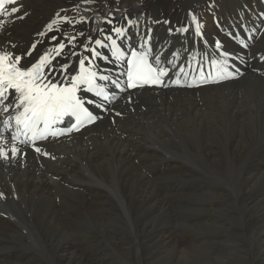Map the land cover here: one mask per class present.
<instances>
[{"label":"bare ground","instance_id":"obj_1","mask_svg":"<svg viewBox=\"0 0 264 264\" xmlns=\"http://www.w3.org/2000/svg\"><path fill=\"white\" fill-rule=\"evenodd\" d=\"M123 2L134 7L129 12L107 8L102 13L87 15L90 0H22L13 6L19 7L20 12L7 18L0 17V22L9 25L5 29L4 25L0 26V31L9 30L0 34V43L5 40L3 48L16 45L14 51L17 54L37 40L44 41L43 45H37L41 53L46 47L55 46L57 42L49 44L48 41L53 34L61 35L57 28L68 34L83 31L94 39H103L99 30L104 29L105 35H112L127 48V44L110 31L115 26L126 29L134 47L139 45L138 34L150 35L151 57L159 54L162 64L170 69L169 75L163 78L166 87L118 92L110 83H102L111 92L108 103L87 96L95 99L96 104H103V107L88 105L98 116L96 122L66 136L41 141L38 144L40 153L16 143L20 153L7 161L0 159V193H3L0 196V264L5 258L20 260L21 264H85L73 243L76 240L89 243L83 233V237L76 233L79 221L86 216L99 230L97 240L110 247L106 264H130L133 255H137L141 264H155L158 260L157 264H264V149L260 152L250 147L255 138L252 128L264 124V78L252 72L255 69L264 72V60L261 59L264 57V0ZM57 13L59 17L67 16L76 25L59 22L53 24L54 32L38 36L37 33L45 31L47 23L59 21ZM190 14L196 15L202 25V37L192 31ZM106 16L112 20L111 25L104 21ZM127 22H131L129 26ZM250 23H254L253 30L240 37L239 32L251 26ZM186 25L188 32L176 31ZM169 29H172L171 33ZM84 39L77 37V45ZM216 40L221 41L224 51L231 53L229 71L236 73L238 69V74L197 88L174 86L175 77L199 76L198 71H189L186 76L176 75L180 65H185L186 71L189 65L195 69L199 64L210 69L211 59L218 58V54H214ZM18 43L21 45L17 46ZM76 50L82 51V48L78 46ZM173 53L177 55L173 56ZM112 59V63L100 60L96 63L111 69L112 76L117 78L121 69L114 66L118 62ZM168 60L173 61L175 67L167 64ZM4 118L0 114V121ZM13 128L4 130L0 123V131L8 141L4 147L9 152L12 147L9 133ZM191 131L199 139L201 155L208 161H215L222 173L226 174L229 169L230 175H237L239 182L235 192L223 189L220 194H211L214 198L209 201L219 200L218 205L199 210L202 222L186 226L206 234L205 240L199 242L202 245L189 242L192 249L189 255L188 247L181 251L178 247L182 242L189 244L183 239L185 233L175 234L172 227L175 216L171 209L175 206L165 204V199L173 194L163 192L181 188V178L192 171L175 162L162 144L168 141L170 133L179 136V140H189ZM215 131L216 142L209 141L207 136ZM261 140L264 144V132ZM232 166L240 168L233 169ZM108 177L118 181L121 201L128 207L126 221L119 219L120 207H116L110 192L104 189L103 183ZM162 178L168 186L158 184ZM12 193L32 199L31 219L24 216L22 221L16 213L13 215L7 204V195ZM108 214L117 215L116 225L126 231L124 236L118 229L106 228L103 220ZM37 223L41 230V245L48 254L42 248L40 258L20 251L19 242L30 237L31 229L33 225L37 227ZM219 236L221 240L217 239ZM113 249L117 253L113 254ZM11 250L16 251L13 257H9ZM119 252L130 259L126 260ZM105 260L101 258L99 264Z\"/></svg>","mask_w":264,"mask_h":264},{"label":"snow or ice","instance_id":"obj_2","mask_svg":"<svg viewBox=\"0 0 264 264\" xmlns=\"http://www.w3.org/2000/svg\"><path fill=\"white\" fill-rule=\"evenodd\" d=\"M16 2L17 0H0V16L15 15L20 12L19 7H11L9 11V6ZM190 15L191 22L195 26V35L202 37V25L196 15ZM57 16L59 17V13ZM59 22L73 23L67 16L59 17V21L53 20L47 25L48 31L52 32L53 24ZM108 23L112 22L109 20ZM164 23L169 22L164 21ZM56 31L61 32V35L59 37L55 34L51 35L48 43L51 44L53 41L57 43L53 47H46L43 53L37 49L38 44H44L42 40L34 41L30 48L19 54L14 51L16 45L0 49V114L5 116L0 123L3 124L4 130L14 127L11 133L10 152L4 147L8 141L0 131V159L2 160L15 158L20 153L21 150L16 146L17 141L34 144L36 141L47 139L49 135L57 136L64 134L65 131L79 130L85 122H94L98 117L93 115L87 105L103 107V104H96L95 99L87 98L88 94L92 93L102 100L109 99V94L105 90L106 85L98 81L120 87L119 75H123L126 77L123 81L125 87L121 88L123 91L125 88L163 85V77L169 75L170 69L162 64L159 54L153 56L150 62L149 57L152 54L149 46L150 35L139 36L138 34V46L144 50L137 51L136 47L131 45V36L127 35L126 29L115 26L111 28L110 31L131 49V55L125 61L126 70L113 79L111 69H103L108 74H100V65L96 61L112 63V58L115 62L124 59L125 51L121 45L117 44V39L107 34L103 39H94L93 36H86L83 31H80L78 35L85 39L77 45V36H69L59 28ZM100 31L105 30L100 29ZM150 31L149 29V33ZM176 31L183 34L189 31V27L185 26ZM169 32L171 33L172 29H169ZM37 35L44 37L47 33L39 32ZM241 43L243 44V41ZM205 44H207L206 41ZM78 46L82 48V51L76 50ZM244 46L247 47L246 44ZM105 48L111 50V58L99 50ZM214 54H218V58L211 59L210 69L206 70L203 64H199L195 69L189 65L186 71L185 65H180L175 74L186 76L189 71H198L200 79L204 82L213 76L219 81L238 74V69L236 73L229 71L231 53L223 50L220 40L215 41ZM176 55L173 53V56ZM57 57L59 60L56 59ZM261 59L264 60V57ZM167 64L175 67L171 60H168ZM175 83L178 84L179 80ZM116 114L120 115V113ZM65 118H74L75 123L71 128L57 132L55 125L62 123ZM21 137L24 139L21 140ZM34 150L37 153L41 152L40 147H35ZM44 154L47 155V153ZM0 196H3V193H0Z\"/></svg>","mask_w":264,"mask_h":264},{"label":"rangeland","instance_id":"obj_3","mask_svg":"<svg viewBox=\"0 0 264 264\" xmlns=\"http://www.w3.org/2000/svg\"><path fill=\"white\" fill-rule=\"evenodd\" d=\"M139 4H140V2L137 3V5H139ZM133 7L134 6H130L129 4L124 3L123 0H90V3L87 4L86 14L87 15H90V14L91 15H96L98 13L104 12L107 8H115L116 10H118L120 12H129V9L130 8H133ZM246 20L248 21L249 20V17ZM0 23H1L0 26H3L5 24L4 22H0ZM126 24L127 25H130L129 22H127ZM253 24L254 23H250L251 26L246 27V28H243L242 29V32H239L240 37L243 36V35H245V34H247L250 31H252L253 30L252 29L253 28V26H252ZM5 26H9V25H7V24L4 25V29H5ZM73 26H75V25H73ZM8 31L9 30L0 31V34L2 32L3 33H7ZM76 35H77V37H79L78 33ZM4 43H5V40L0 43V49L3 48L2 46H6V44H4ZM19 45H21V44L18 43L17 46H19ZM246 72H244L243 75L246 74ZM252 72L255 73L256 75H259L262 78H264V72H261V71L256 70V69L255 70H252ZM238 78H236V79H238ZM236 79H234V80H236ZM132 97L134 98L135 95L132 96ZM196 102H198V100H196ZM142 110H144V108H142ZM192 130L194 131L195 129H192ZM193 131L190 132L191 134L188 133V135H189V137H190L191 140L190 139L189 140H179V136L176 137V136H174V133H170V134H172V135H170V138L171 139L169 138L168 141L166 140L162 144V148L165 151H169V156H170V153L172 154L170 157L174 161L176 160L175 162L181 163V164L185 165L189 170L192 171V174H190V175H188L186 177L181 178V182H180V185L182 186L181 188H175L171 192H163V193L164 194H167V195L173 194V195H170L168 198L165 199V201H166L165 204L166 205H169V206H171V205L172 206H175L173 209H171V212L173 211L172 212L173 217L175 216L174 217V220H173V223H172V227L175 230V234H181V231H182L183 233H185V234H182V236H183V239L186 242H188V243L190 242L192 244L202 245L200 243H201V241L205 240V235L206 234L198 233L196 231H193V228H191V227L187 228L186 226H188V225H190L192 223L202 222V217L201 216H198L199 215V212L198 211L199 210H202L204 208H208L210 206H212L214 208L219 203V200L218 201H216V200L209 201L212 198H214L213 196H211V194H213V193L214 194H220V193H222V190L223 189H226L228 191H231V193L232 192H235L236 191V186H237V184L239 182V178H238L237 175L234 176V177H232L230 175L229 169L226 170V174L222 173L223 170L219 169L216 166V164H215L216 162L215 161H208L205 157H203L201 155V153L199 152L200 151V149H199V139L197 138L196 135H194L195 132H193ZM263 132H264V124H263V127L254 126L252 128V135L255 138H253V140L251 139L252 140L251 141L252 144H251L250 147H252V150L253 151L257 149L260 152H262V150L264 149V144L262 143V140H261V138L263 136ZM207 139L209 141L216 142V140H217V133H216V131L215 132H211L207 136ZM173 140H174V142H173ZM180 143H181V145H180ZM163 145H164V147H163ZM201 157H202V159H201ZM232 167H233V169L240 168L239 166H232ZM195 173H197V174H195ZM107 174H108V171H107ZM213 176H215L216 178L213 177ZM107 179H108V181L105 182V183H103L105 185V187L104 186L103 187L108 192H110V195L113 198L114 203L116 204V207L117 208L120 207L121 213H120L119 219L122 218V219H124L126 221L127 217H126L125 210H127L128 207H127V204L126 203H124V202L121 201V196H120V193H119L120 189H119L118 181L116 179H111L110 180L109 177ZM159 182H158V184L160 186H162V187H166V186L169 185V183L165 182V180L163 178L161 180H159ZM211 191H213V192H211ZM230 195H236V194H230ZM24 196H19L18 197V196H16V193L15 194L12 193L10 195H7V204L12 209L13 215H15V213H16L17 217L20 220H22V221L25 220V217H29L31 219L32 218V214H33V212H31V210H33V208H32L33 205H32V202H31L32 199L30 197H28V196H25V197ZM8 197L10 199H8ZM15 197H16V199H14ZM58 200L61 201L60 199H57V201ZM40 203L43 204L44 201H42ZM70 205L71 204H69V206ZM23 209H25V210H23ZM28 213H29V215H28ZM183 213H184V215H182ZM193 214H194V217H193ZM123 216H124V218H123ZM36 217H38L37 214L34 216V218H36ZM85 218H83L82 220L79 221V223H80L79 224V227L80 228L79 227H76V233H77V236H80V237H83V234H84L85 237L87 238V240L89 241V243L85 242L84 240H76V243H73V245L75 244L76 251L80 255V257H82L83 262L85 264H92V263L93 264H99L101 258H105L106 259L101 264H106L109 261V255L108 254L110 253V247H108L106 245V242L103 243V242H100L99 240H97L96 237H98V235H99L98 234L99 230L95 227V225L93 224V221L89 217L86 216ZM116 218H117V215H114V217H113V215H110V214L106 215L105 218H104V220H103L104 221V225H106V228L107 229H110V230H114L115 231V230L118 229L121 232L122 236H124L125 235L124 233L126 231L124 230V232H123L122 231L123 229H121L118 225H116V221H117ZM36 220H37V218H36ZM37 225H38L37 226L38 228L33 225L32 229H31V233L32 234L30 233V237L29 238L27 237L26 240H20L19 242H20V251L29 252L31 255H33V256L34 255H37L40 258V254L42 253V251L44 249L43 248L44 245H41L42 244V241L39 238L41 236V230L39 229L40 228V225L38 223H37ZM127 227H128V225H127ZM91 238H92V241H91ZM217 239L221 240L222 238L219 236V238H217ZM192 240H194V241H192ZM195 241H197V242H195ZM190 243L187 244V245H185L184 242L180 243L178 245V247L180 248V251H181V249L183 250L184 248H187L188 247L189 255L192 254V252H191L192 249L190 248ZM39 247H41V248H39ZM223 247H221V248H223ZM213 248H215V247H213ZM101 250L104 251L105 254L103 252H101ZM113 251H114L113 254L114 253H117L116 249H113ZM13 252H12V250L11 251H8L9 255H12V256H9V257L15 256V252L16 251H13ZM44 252H45L46 255H48L47 252L45 251V249H44ZM100 253H102V254L100 255ZM119 253H120L121 256H123L125 258V256L123 255L122 252H119ZM234 253L240 255L237 251H234ZM93 255H94V257H93ZM37 256H35V258H36V260L39 261V259L37 258ZM133 256H134V260L130 264H141L140 261L137 260V258H136L137 255H136V257H135V255H133ZM188 257H190V256H188ZM125 259L128 260L130 258H125ZM2 260H5V261H1V264L10 263V262H11L10 264H16V263L17 264H21V261L20 260H16V259H13V258H5V259H2ZM9 260H11V261L9 262ZM47 262H50V261L47 260ZM192 262H193V259H192ZM157 263H159V260L155 264H157Z\"/></svg>","mask_w":264,"mask_h":264}]
</instances>
